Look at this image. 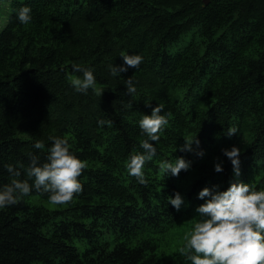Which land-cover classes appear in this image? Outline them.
<instances>
[{
	"label": "trees",
	"instance_id": "16d2710c",
	"mask_svg": "<svg viewBox=\"0 0 264 264\" xmlns=\"http://www.w3.org/2000/svg\"><path fill=\"white\" fill-rule=\"evenodd\" d=\"M208 1L7 0L0 188L14 178L33 183L26 169L32 156L47 162L50 137L67 139L87 168L78 177L82 192L68 204L50 209L48 194L33 190L0 209V264H191L179 249L200 219L197 194L224 191L234 179L221 150L239 148V180L264 190V0ZM25 6L28 25L16 18ZM123 54L143 61L113 76L110 66L123 65ZM73 64L92 69L101 96L74 90L70 78L82 73ZM157 105L169 123L149 141L156 154L142 169L144 186L126 163L143 153L147 137L138 122ZM231 127L238 131L229 137ZM195 135L199 148L179 151ZM178 157L191 161L190 169L164 177L159 163ZM217 162L222 172L214 171ZM6 164L21 175L12 177ZM176 192L184 199L179 211L168 204Z\"/></svg>",
	"mask_w": 264,
	"mask_h": 264
},
{
	"label": "clouds",
	"instance_id": "9594fccd",
	"mask_svg": "<svg viewBox=\"0 0 264 264\" xmlns=\"http://www.w3.org/2000/svg\"><path fill=\"white\" fill-rule=\"evenodd\" d=\"M22 25L31 23V9L21 7L16 16ZM123 65L110 66L113 76L126 72L129 67L138 69L143 61L140 55L123 54ZM74 73L82 76L70 78V84L78 93L87 94L91 89L101 96L103 90L96 88V78L90 68L72 65ZM126 92L131 95L136 92L133 81H125ZM146 106H150L146 104ZM163 105H157L151 110V115H143L139 120V128L146 135L141 147L143 153L130 156L126 163L129 176L135 177L141 185L147 186V179L142 171L146 162L151 161L156 154L153 143L159 140V133L168 125L166 115H162ZM99 125H110L111 121L100 120ZM237 128L231 127L227 135H236ZM52 141L48 148V155L43 164L39 163L37 156H32L26 174L33 183L26 180L12 179L10 184L0 188V209L18 204L23 197L35 192L48 194L49 202L53 205L68 204L73 197L82 192L83 186L78 177L87 168V161H81L69 150L67 139L50 137ZM199 148L196 135L184 139V144L179 146L181 152H193L192 145ZM44 144L37 141L34 148L42 149ZM222 154L231 162L234 179L229 182V187L224 191L205 187L199 191L197 198L204 200L195 212L200 219L185 235V244L179 249V254L190 261L191 264H264V190H254L249 184L239 180L241 150L236 146L222 149ZM195 155L202 157L203 150L195 151ZM191 161L178 157L175 162L161 161L159 171L163 176L176 177L183 171H188ZM4 168L12 177H19L20 171L12 165L6 164ZM215 172H222L220 162L214 164ZM168 204L179 211L184 204V199L179 192L168 197Z\"/></svg>",
	"mask_w": 264,
	"mask_h": 264
},
{
	"label": "rangeland",
	"instance_id": "374dc122",
	"mask_svg": "<svg viewBox=\"0 0 264 264\" xmlns=\"http://www.w3.org/2000/svg\"><path fill=\"white\" fill-rule=\"evenodd\" d=\"M7 0H0V30L2 29L3 25L5 24V21L7 19L9 9L7 7ZM243 150V149H242ZM36 197L32 196L30 197V202H32ZM45 206H48L49 204L47 202L44 203ZM50 209H55L54 205H49Z\"/></svg>",
	"mask_w": 264,
	"mask_h": 264
},
{
	"label": "water",
	"instance_id": "95a60500",
	"mask_svg": "<svg viewBox=\"0 0 264 264\" xmlns=\"http://www.w3.org/2000/svg\"><path fill=\"white\" fill-rule=\"evenodd\" d=\"M203 1V3L205 4V5H207L208 4V0H202Z\"/></svg>",
	"mask_w": 264,
	"mask_h": 264
}]
</instances>
